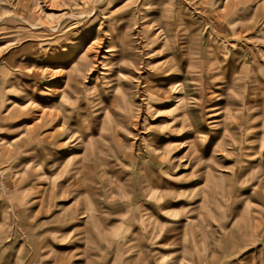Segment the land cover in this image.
Instances as JSON below:
<instances>
[{
	"label": "rangeland",
	"instance_id": "rangeland-1",
	"mask_svg": "<svg viewBox=\"0 0 264 264\" xmlns=\"http://www.w3.org/2000/svg\"><path fill=\"white\" fill-rule=\"evenodd\" d=\"M0 264H264V0H0Z\"/></svg>",
	"mask_w": 264,
	"mask_h": 264
},
{
	"label": "bare ground",
	"instance_id": "bare-ground-1",
	"mask_svg": "<svg viewBox=\"0 0 264 264\" xmlns=\"http://www.w3.org/2000/svg\"><path fill=\"white\" fill-rule=\"evenodd\" d=\"M69 1V0H68ZM258 2V1H257ZM94 4V3H93ZM246 5V4H245ZM244 5V6H245ZM250 5V4H249ZM260 5V4H259ZM82 8V7H81ZM93 8V7H92ZM247 8V7H246ZM259 9V8H258ZM94 10V9H93ZM92 10V11H93ZM81 11V10H80ZM92 14V13H91ZM77 16V15H76ZM22 17V16H21ZM76 18V17H75ZM79 18V17H78ZM24 21H25V19H24ZM42 23V22H41ZM28 24V23H27ZM43 24V23H42ZM45 24V23H44ZM29 26V25H28ZM32 26V25H31ZM52 29H54V28H52ZM60 29V28H59ZM86 31V30H85ZM51 32V31H50ZM48 37V36H47ZM85 37V36H84ZM43 41H44V39H42ZM66 40V39H65ZM63 42V41H62ZM72 43H76V44H78V42L77 41H74V42H72ZM74 46V45H73ZM91 46V45H90ZM58 47H59V50L61 51V52H59V54L58 55H65L66 53L65 52H67L63 47H65V45H61V44H59L58 45ZM66 47H68V45L66 46ZM79 48V47H78ZM111 51V47H108V48H106L105 49V52H107V53H109ZM104 52V53H105ZM69 54V53H68ZM229 57H227V59H228ZM114 60V59H113ZM227 62V61H226ZM233 62V61H232ZM73 63V62H72ZM226 64H228V63H226ZM231 64V63H230ZM168 65V64H167ZM172 65V64H171ZM164 67V66H163ZM231 67V66H230ZM233 67V66H232ZM67 68V67H66ZM162 68V67H161ZM79 65L77 64V65H75V68H69L68 69V77H71V78H73V76L76 74V72L74 71V70H76V71H79ZM169 69V68H168ZM81 70V69H80ZM228 69H226V71H227ZM171 71V70H170ZM166 72V71H165ZM152 73V72H151ZM170 74V73H169ZM77 77V76H76ZM153 78V77H152ZM117 79V78H116ZM142 80V79H141ZM146 80H148V82H150V77H148V78H146L145 79V81ZM156 81H160V80H158L157 78L155 79ZM167 81V80H166ZM173 81V80H172ZM76 82V80L75 81H73L72 83L70 82V80L68 79V78H65V81H64V86H63V88L66 86V85H68L69 83H71L72 85H73V83H75ZM107 83L109 82V81H106ZM115 82V81H114ZM143 82V81H142ZM151 82H153L152 80H151ZM160 82H162L163 83V80L161 79V81ZM116 83V82H115ZM115 83L114 84H111V85H109L108 84V86H112V85H115ZM146 83H147V81H146ZM167 83V82H166ZM70 84V85H71ZM76 84V83H75ZM118 85H119V83H117ZM143 84V83H142ZM174 84V83H173ZM126 85V84H125ZM128 85V84H127ZM166 87V86H165ZM164 87V88H165ZM62 88V89H63ZM149 88H153V87H150V86H148V84L146 85V89H149ZM111 89V91H110V94H108V96H109V99H107L108 101H110V103H109V105H104L103 106V110H104V112H102V113H99V111L97 110V109H95V110H97L96 111V113H94L93 114V110L91 109V108H87V104L88 103H86V97H83V100H84V107H83V109H85V110H83L82 111V116H83V118H84V121H86L87 123L89 122V120L86 118L87 116H89V115H96V116H101V117H99L100 118V120H102L103 121V123H101L100 124V127H97V128H95L94 130H96V129H99V131H100V133H99V135L101 136V135H103V134H107L108 133V131H112L113 129H111L110 127H111V125H112V123L114 122V124H113V126H115L117 123L115 122V120H114V117H112V114H114L113 113V111H112V108L115 106V107H122V105H123V102H122V100H123V98H125L126 99V97H129L130 95L128 94V90H126V88L123 90V89H119L117 86L114 88V87H112V88H110ZM53 90V89H52ZM61 90V89H60ZM86 90V88L85 89H83V93H87V90ZM109 90V89H108ZM159 90H160V88H157L156 90H154V92H155V94H157L158 92H159ZM163 90H165V89H163ZM167 90L168 91H166V93L164 94V97H165V99H173V98H175L176 96H177V90H178V88L177 89H175L174 88V91L172 90V87L171 88H167ZM62 91V90H61ZM134 91V90H133ZM108 93V92H107ZM54 94V93H53ZM154 94V93H153ZM135 95V94H134ZM157 95H162L163 96V94H157ZM61 97H60V99L58 100V99H56L57 98V96L56 97H54V95L52 96V97H50L49 98V100H52V98L53 99H56V100H52V101H55V102H57V104L61 101V98H62V96L63 95H60ZM162 96H161V98L159 97V99L160 100H162ZM74 97V96H73ZM181 98L182 97H176L175 98V102L177 103V104H179V103H181ZM48 100V101H49ZM127 101V100H126ZM128 102V101H127ZM129 104H131V103H133L132 101H129L128 102ZM13 104H11L10 106H12ZM103 105V104H102ZM14 106V105H13ZM12 108V107H11ZM11 108H9V109H11ZM16 108V107H15ZM59 108V107H58ZM61 108V107H60ZM106 108H108V109H106ZM222 108V106L221 105H219V103H216V104H214L213 106H211L210 107V109H208V110H210V112L207 114L208 116H210L211 118H212V120H210V125L211 126H216V125H218L217 123L219 122V118L217 117V116H219V114L221 113L220 111H218V110H220ZM17 109V108H16ZM22 109H23V107H22ZM231 109V108H230ZM59 110V109H58ZM8 111V110H7ZM11 112V111H10ZM129 112V111H128ZM60 113V112H59ZM131 113V112H130ZM45 114V113H44ZM131 115H133V114H131ZM54 116H56V115H54ZM191 116V115H190ZM135 117V116H134ZM214 117V118H213ZM64 118V117H63ZM37 121V120H36ZM46 122V121H45ZM229 125V124H228ZM37 126V125H36ZM112 126V127H113ZM34 128V127H33ZM157 128V127H156ZM160 128V127H159ZM215 128V127H214ZM161 131V130H160ZM159 131V132H160ZM170 131V130H169ZM173 132V131H172ZM171 132V133H172ZM69 133V132H68ZM67 133V134H68ZM168 133V132H167ZM75 134H76V132H75ZM160 135H159V137H162V138H165V137H167L166 136V134L165 133H159ZM25 135V134H24ZM26 136V135H25ZM68 136V138H67V140H65V142L64 143H66L67 141H69L70 143L71 142H73L74 141V143L72 144V145H74V144H76L78 141L76 140L75 141V137H74V132L73 133H71L70 132V134L69 135H67ZM78 136V135H77ZM26 138H27V136H26ZM109 138V137H108ZM168 139V138H167ZM81 141H83V138H82V140ZM96 140L95 139H87V140H85L84 142H83V144H82V150H83V155H81L79 158H80V162H82L83 164L81 165V166H84L85 165V167L86 168H91V170L89 171V172H87L86 173V175H85V179H87V180H89L90 182H93V180L96 178V177H98V179L100 180V182H102L103 184H107L108 183V178L104 175V173L106 174L107 172H106V169H104L103 167H100L99 165L101 164L100 162L101 161H98V159H99V155H100V152H101V149L98 147V145H97V142H95ZM63 142V141H62ZM167 142V141H166ZM61 144V143H60ZM166 144V143H165ZM193 145V144H192ZM101 146V145H100ZM194 147V146H193ZM159 148V147H158ZM219 149V148H218ZM220 151V150H219ZM72 152V151H71ZM17 171V170H16ZM21 172V171H20ZM21 174V173H20ZM13 175H14V173H13ZM263 176V175H262ZM85 186H86V184H85ZM86 190H85V194H87V192H88V190H89V188H88V186H86ZM136 191V190H135ZM144 192L148 195L149 194V196L148 197H153V198H155L156 197V194L158 195V197L160 196V198L162 197V192H156V191H151V190H146V188L144 189ZM90 201V199L88 198V202ZM92 203V202H91ZM95 203V202H94ZM93 203V204H94ZM89 205H90V203H86V205L84 204V208H83V206H82V208H83V210L81 211V213H82V215L81 216H83V217H87L88 215H91V213H90V211H92V208L91 207H89ZM94 206H95V204H94ZM81 208V207H80ZM123 208V207H122ZM72 216V215H71ZM249 220V219H248ZM250 221V220H249ZM237 222V221H236ZM247 224V223H246ZM78 226V225H77ZM80 226V225H79ZM73 227V226H72ZM234 228V227H233ZM68 230V229H67ZM232 233V232H231ZM254 233V232H253ZM235 234V233H234ZM249 234V233H248ZM250 235V234H249ZM252 235V234H251ZM254 236V235H253ZM239 240V239H238ZM233 242H234V240H232ZM231 241V242H232ZM229 244V243H228ZM243 244V243H242ZM30 245V244H29ZM49 246V245H48ZM68 246V245H67ZM50 247V246H49ZM228 250V249H227ZM57 251V250H56ZM234 253V252H233ZM78 256V255H77ZM81 256V255H80ZM41 260V259H40Z\"/></svg>",
	"mask_w": 264,
	"mask_h": 264
}]
</instances>
